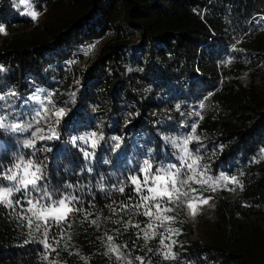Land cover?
<instances>
[{"label":"trees","instance_id":"trees-1","mask_svg":"<svg viewBox=\"0 0 264 264\" xmlns=\"http://www.w3.org/2000/svg\"><path fill=\"white\" fill-rule=\"evenodd\" d=\"M221 1L240 22L214 33L188 14L204 0H0V118L28 126L0 127V172L32 160L42 191L82 209L46 248L14 192L11 207L0 204V264H264V0ZM109 36L84 64L80 49ZM86 134L87 156L73 142ZM190 136L195 171L229 180L191 181L211 207L194 220L168 205L174 220L161 227L130 178L145 160L153 174H187L179 146Z\"/></svg>","mask_w":264,"mask_h":264},{"label":"snow or ice","instance_id":"snow-or-ice-1","mask_svg":"<svg viewBox=\"0 0 264 264\" xmlns=\"http://www.w3.org/2000/svg\"><path fill=\"white\" fill-rule=\"evenodd\" d=\"M33 19H36L38 13L31 12L29 13ZM3 29L0 28V31ZM3 99V97H0ZM57 116L61 115V112L56 113ZM10 127L13 131H24L28 126H21L20 124L14 125H5L3 123V118H0V127ZM42 131V130H41ZM35 135V133H33ZM95 135V134H93ZM39 139H51V136L44 137L39 136ZM197 139L195 136L187 137L183 140L182 145L179 147L183 155L180 157L183 162V167L188 170V173L182 175L179 168L176 165H170L168 169H156L155 174H153V166L148 161L143 162V167L140 169L142 177L132 176L130 178L131 183L135 186L134 192L139 196L141 203L144 205L146 210L143 212L145 216H155L157 220L160 221L161 227L164 225V221H173L174 217L165 215L168 212L173 211L168 205L183 203L190 210L192 215L196 214L198 206L200 203H207V198L200 197L195 188H186L191 181H195L203 186L204 184L216 183L218 184L221 181H228L229 178L226 176L217 177L213 181L210 177H206L204 173H197L195 171V166L197 164V158L192 156V153L188 151L187 145L190 140ZM175 144V141H173ZM35 141L29 140L25 142V147H34ZM95 146V145H93ZM87 156L88 153H85ZM191 160V163L187 162V159ZM198 177H204L203 179H198ZM0 178L6 179L7 181L13 182L12 186L9 187H0V204L11 207L13 201L11 197L14 192H21L23 190L24 196L26 198V203L28 205L27 211L31 213V216L28 218L29 226L35 224L37 231H40L43 228V235L45 237L43 243L46 248H51V244L48 243V233L51 229H59L62 224H69L70 226V217L74 213L81 212L82 209L76 208L73 204V201L76 200V197L66 196L56 200L52 199V194L47 191L45 188L43 191L39 186V181L43 178V173L41 167L38 164H35L32 160L24 161L22 158L20 162L14 163L12 168H9L6 172H0ZM231 182L239 183L235 178H231ZM120 192H124V188L121 187L118 189ZM213 190H215L213 188ZM35 192L39 195L33 197L32 193ZM145 193L144 195H140ZM154 202V203H153ZM17 204H20V200L16 201ZM141 205L137 204L136 207L139 208ZM112 206L109 205V208ZM120 209L127 207L125 204H121ZM155 209V212L153 211ZM115 211V209H113ZM86 215H91L86 213ZM91 223L95 224L96 220H92ZM139 227V225H137ZM151 227V225H149ZM169 232V238L173 229H166ZM154 235V233H153ZM61 238L63 237V231L60 232ZM150 238L148 233L145 231V239ZM112 236H107L108 241H112ZM53 240L55 241V235H53ZM58 242V241H57ZM174 243V241H173ZM160 244L166 248L170 246L164 243L163 234H161ZM109 251L117 252V259H120L119 249L109 243ZM55 251V249H52ZM167 258V255L166 257ZM141 261V264H144L141 257H137Z\"/></svg>","mask_w":264,"mask_h":264},{"label":"rangeland","instance_id":"rangeland-1","mask_svg":"<svg viewBox=\"0 0 264 264\" xmlns=\"http://www.w3.org/2000/svg\"><path fill=\"white\" fill-rule=\"evenodd\" d=\"M188 14L198 23L206 24L214 33L220 31H228L237 24H239L238 13L232 9L226 2L221 0H204L200 5L192 7ZM112 37L109 36L104 40H98L88 47H82L80 52L86 56L84 64L94 56L97 49L100 48L106 41L110 40ZM1 41V39H0ZM73 142L83 150L85 153L90 154L91 150L95 149V142L90 134L82 135L80 137H75ZM212 203L207 201V203H200L198 210L195 215L191 214L194 220H197L199 215L205 213Z\"/></svg>","mask_w":264,"mask_h":264}]
</instances>
